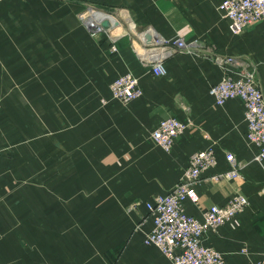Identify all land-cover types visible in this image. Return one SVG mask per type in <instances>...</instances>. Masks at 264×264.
Listing matches in <instances>:
<instances>
[{"label": "crops", "instance_id": "obj_1", "mask_svg": "<svg viewBox=\"0 0 264 264\" xmlns=\"http://www.w3.org/2000/svg\"><path fill=\"white\" fill-rule=\"evenodd\" d=\"M60 2L71 19L95 11L115 17L120 24L111 31L119 37V50L111 53L110 39L91 38L84 28L81 64L95 73L109 62L108 75H81L80 82L75 75H49L48 82L30 87L29 101L32 96L34 110L45 117L34 126L49 129L48 150L35 156H48L49 162L39 171L45 182L0 189V264H167L158 246L144 242L153 227L146 203L172 189L190 155L208 147L218 164L203 173L196 186L199 200L187 201L186 210L201 217L210 205L245 194L246 209L209 230L205 242L220 250L227 264H254L264 248V160H255L258 148L246 137L243 101L217 104L209 88L227 72L245 68L264 82V24L253 22L232 33L222 0ZM179 37L194 51L167 56L165 72L155 75L143 57ZM217 54L237 56L242 64H221ZM127 71L139 78L142 94L123 103L110 98L109 86ZM168 116L191 123L171 151L151 138ZM227 152L240 162V176L214 179L230 167Z\"/></svg>", "mask_w": 264, "mask_h": 264}, {"label": "built area", "instance_id": "obj_2", "mask_svg": "<svg viewBox=\"0 0 264 264\" xmlns=\"http://www.w3.org/2000/svg\"><path fill=\"white\" fill-rule=\"evenodd\" d=\"M221 9L229 30L234 34L243 32L250 23L264 24V0H222ZM82 15L87 16V20H82L93 34L107 36L111 40L110 50L118 51L116 43L119 37L112 35L111 28L102 26L100 14L95 11ZM194 49L184 37H179L172 44L163 46L156 55L150 52L143 59L151 66L155 75H161L165 72L163 60L167 56L177 51ZM215 59L221 64H242L241 59L233 55L217 54ZM109 88L112 98L123 103H129L142 94L139 78L130 71L114 78ZM209 93L217 104L236 98L243 101L247 123L246 137L258 148L255 160L263 161L264 82L258 80L254 70L245 68L237 73L227 72L220 81L210 86ZM190 125L189 119L168 116L159 121L151 133V138L165 151H171L176 139ZM226 158L230 167L214 174V179H234L240 176L241 164L235 155L227 152ZM217 164L214 148L193 152L183 175L173 188L146 203L153 219V227L144 242L158 246L167 257V264H226L224 254L207 244L205 237L209 230H216L242 213L249 204L248 197L243 193H234L225 203L207 207L201 217L188 213L185 206L187 201L196 203L199 200L197 183L204 172ZM256 264H264V248Z\"/></svg>", "mask_w": 264, "mask_h": 264}, {"label": "rangeland", "instance_id": "obj_3", "mask_svg": "<svg viewBox=\"0 0 264 264\" xmlns=\"http://www.w3.org/2000/svg\"><path fill=\"white\" fill-rule=\"evenodd\" d=\"M55 2L0 0V189L45 182L39 171L48 167V156L41 160L35 155L48 150L44 137L49 135V129L34 126L44 123L45 117L40 119V113L34 110L32 96L29 101L30 87L48 82L49 75H75V81L80 82L81 75H108L111 69L107 62L106 67L93 73L92 67L81 64L82 29L91 38H109L87 29L79 17L82 13L74 19L63 15L67 7L64 0V4L60 0ZM110 49L111 53L117 52ZM99 99L100 103L106 101L102 95ZM76 164L75 160V167ZM2 195L0 192V199Z\"/></svg>", "mask_w": 264, "mask_h": 264}, {"label": "water", "instance_id": "obj_4", "mask_svg": "<svg viewBox=\"0 0 264 264\" xmlns=\"http://www.w3.org/2000/svg\"><path fill=\"white\" fill-rule=\"evenodd\" d=\"M100 18H101L100 19L101 20V24L105 28H111V29L112 28H116L120 24L119 21L115 17H113V16H106V15H101L100 14ZM148 40H149V38H148Z\"/></svg>", "mask_w": 264, "mask_h": 264}, {"label": "bare ground", "instance_id": "obj_5", "mask_svg": "<svg viewBox=\"0 0 264 264\" xmlns=\"http://www.w3.org/2000/svg\"><path fill=\"white\" fill-rule=\"evenodd\" d=\"M86 17H87V16H83L84 20H87ZM116 29H118V28H117V27H116V28H112L111 30L115 31ZM116 31H118V30H116ZM145 39H146L147 42H149L147 36L145 37ZM151 41H152V40H151ZM153 54L156 55L157 53H153Z\"/></svg>", "mask_w": 264, "mask_h": 264}]
</instances>
